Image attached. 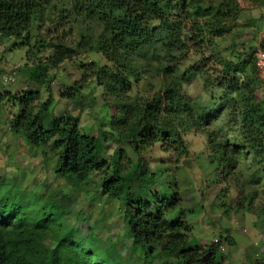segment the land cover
<instances>
[{
    "label": "rangeland",
    "instance_id": "374dc122",
    "mask_svg": "<svg viewBox=\"0 0 264 264\" xmlns=\"http://www.w3.org/2000/svg\"><path fill=\"white\" fill-rule=\"evenodd\" d=\"M65 1L48 2L49 7L29 30L28 39L16 40L0 35V92L14 93L31 88L40 93L42 101L52 98L42 115L43 122L51 116L69 112L78 118L81 134L98 137L101 141V161H109V154L116 149H122L126 157L134 161L135 156L125 143H117L110 137L108 122L115 111L114 99L107 100L103 89L93 80L89 78L85 82L81 95L73 101L58 96L57 91L79 79L81 65L104 63L89 44H81L86 51L80 52V34L88 33L92 27V35L95 36L98 28L88 21L80 24V17L76 19L66 15L60 18L68 8ZM206 1L217 3L223 0H201L203 4ZM233 1L239 10L230 30L215 38L205 36L199 46L189 42L169 46L171 44L166 42L163 28L160 40L148 45L133 59L138 80L132 82L135 87L130 90L129 99L152 97L160 84L167 81L179 85L188 107L198 117L199 127L182 134L186 152H182L180 147L161 151L159 143H156L142 154L149 172L154 174L143 194L151 191L169 200L175 193V205L164 217L167 220L177 218L189 227L186 247L204 245L219 237L229 238L230 243L223 241L221 250L217 251L224 264H250L254 257L264 254V222L259 219L264 215L261 211L264 185L252 178L254 165L261 162L262 157L253 154L245 139L238 116L242 106L230 102L236 99V93L230 88H217L212 82L216 73L211 68L221 69L223 59L243 58L264 43V32L261 31L264 29V0ZM260 23L263 26L261 24L258 30ZM253 42L257 45L252 46ZM36 57L47 68L48 78L40 85L27 78V67L35 62ZM191 67L194 71L184 77V71ZM12 68L15 69L14 80L3 83L1 75ZM255 74V78L260 79L257 71ZM164 76L167 81H164ZM260 82L252 91L254 101L264 96V82ZM13 111L11 106L0 108V186L10 183L15 187V201L28 215L39 210L43 199L52 195L68 205L62 217L51 220L46 247L55 243L59 233L65 230L74 240L84 241L93 249L100 250L99 254L106 249L111 251L121 264H167L166 261L179 264L174 257L160 251L162 240H154L144 249L132 245L119 199L106 200L90 183L74 188L54 175L57 152H51L49 143L43 146L44 153L42 148L31 149L21 136L10 133L7 121ZM206 114L211 116L205 123ZM208 138H213L228 150L231 146L236 148L232 152L235 185L233 182V185L216 183L219 169L208 163L211 154L210 146L206 144ZM99 177V172L89 174V179L94 182H98ZM259 178L256 175V179ZM6 187L2 185L0 188L5 190ZM137 194V184L132 182L131 199H136ZM46 208L51 209L47 205ZM186 231L184 229L182 233ZM47 257L45 247L36 248L29 255V259L36 263L45 261Z\"/></svg>",
    "mask_w": 264,
    "mask_h": 264
},
{
    "label": "trees",
    "instance_id": "16d2710c",
    "mask_svg": "<svg viewBox=\"0 0 264 264\" xmlns=\"http://www.w3.org/2000/svg\"><path fill=\"white\" fill-rule=\"evenodd\" d=\"M48 2L50 0H0V35L28 39L29 30L49 7ZM65 3L68 8L60 18L80 17V24L88 21L98 28L95 36L92 27L88 33L80 34V52L86 51L82 45L89 44L104 63L81 65L79 79L57 91L58 96L73 101L81 95L85 82L89 78L93 80L103 89L107 100L114 99L115 111L108 122L110 137L117 143H125L135 160H129L122 149H116L109 154V161H101V141L98 137L81 134L78 118L69 112L43 122L42 115L52 98L42 101L40 93L31 88L14 93L0 92V108L11 106L14 109L7 121L9 132L21 136L31 149L42 148V153L46 151L43 146L49 143L51 152H57L53 174L72 187L90 183L106 200L119 199L132 245L144 249L150 242L162 240L160 251L174 257L176 263L224 264L217 251L223 241L230 243L229 238L219 237L204 245L186 247L189 227L177 218L164 217L175 205V193L169 200L151 191L143 194L154 174L149 172L142 154L156 143L161 151L180 147L186 152L182 134L199 127L198 117L188 107L179 85L168 82L166 76L167 83L160 84L154 96L129 98L130 90L135 87L132 82L138 80L133 59L148 45L160 40L163 28L169 46L186 42L199 46L205 36L215 38L227 33L236 19L238 7L233 0L206 1L205 4L201 0H66ZM221 64V69L211 68L216 73L212 82L217 88H230L236 93V99L230 102L242 106L238 116L245 139L253 154L262 157V161L254 165L252 178L264 185V96L252 100L253 89L261 83V79L255 78L253 52L235 60L223 59ZM46 71V66L36 57L27 67V78L43 84L48 78ZM193 71L191 67L183 76ZM210 116L204 115L205 123ZM206 144L211 150L208 163L219 169L216 183L235 185L232 152L236 148L231 146L228 150L213 138H208ZM92 171L100 173L98 182L89 179ZM256 175L261 178L256 179ZM132 182L138 188V197L134 200L130 197ZM2 185L7 187L0 188V264H121L111 251L106 249L99 254L100 250L74 240L65 230L59 233L55 243L46 247L51 220L62 217L68 205L52 195L43 199L39 210L28 215L15 201V187L10 183ZM262 210L264 212V206ZM259 217L264 222V215ZM42 247L48 254L47 259L41 263L31 261V252ZM250 264H264V254L254 257Z\"/></svg>",
    "mask_w": 264,
    "mask_h": 264
},
{
    "label": "built area",
    "instance_id": "2783aa9c",
    "mask_svg": "<svg viewBox=\"0 0 264 264\" xmlns=\"http://www.w3.org/2000/svg\"><path fill=\"white\" fill-rule=\"evenodd\" d=\"M254 63L257 71V75L264 82V48H258L253 53ZM14 72H10L4 76L5 81H11L13 79Z\"/></svg>",
    "mask_w": 264,
    "mask_h": 264
},
{
    "label": "clouds",
    "instance_id": "9594fccd",
    "mask_svg": "<svg viewBox=\"0 0 264 264\" xmlns=\"http://www.w3.org/2000/svg\"><path fill=\"white\" fill-rule=\"evenodd\" d=\"M12 71L14 72V75H15V69H13V68L10 69L8 72H6V73H4V74L1 75V81L3 83H5V82H12L14 80V75H13V79L11 81H5L4 78H3L4 76L8 75ZM213 241H216V240L214 239ZM221 248H222V244L219 246V250H221Z\"/></svg>",
    "mask_w": 264,
    "mask_h": 264
},
{
    "label": "crops",
    "instance_id": "0c3cea01",
    "mask_svg": "<svg viewBox=\"0 0 264 264\" xmlns=\"http://www.w3.org/2000/svg\"><path fill=\"white\" fill-rule=\"evenodd\" d=\"M263 22H264V19H263ZM261 24H262V26H263V23H260L258 30L261 28ZM263 27H264V26H263ZM261 31L264 32V29L262 28ZM261 31H260V32H261ZM257 33H259V31H258ZM255 34H256V33H255ZM263 36H264V35H263ZM257 38H258V37H257ZM256 45H257V44H256L255 42L252 43V46H256ZM253 48H254V47H253ZM258 48H264V43H263L261 46H259V47H255V48H254V51H255L256 49H258Z\"/></svg>",
    "mask_w": 264,
    "mask_h": 264
}]
</instances>
